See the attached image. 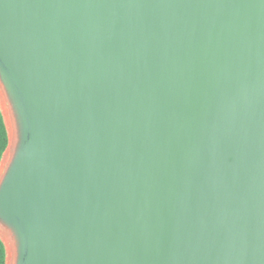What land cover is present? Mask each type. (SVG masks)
<instances>
[{"label":"water","instance_id":"95a60500","mask_svg":"<svg viewBox=\"0 0 264 264\" xmlns=\"http://www.w3.org/2000/svg\"><path fill=\"white\" fill-rule=\"evenodd\" d=\"M5 264H264V0H0Z\"/></svg>","mask_w":264,"mask_h":264},{"label":"trees","instance_id":"16d2710c","mask_svg":"<svg viewBox=\"0 0 264 264\" xmlns=\"http://www.w3.org/2000/svg\"><path fill=\"white\" fill-rule=\"evenodd\" d=\"M8 144V136H7V130L4 122V118L1 112L0 108V161L3 155V152L5 151ZM6 260V252H5V246L0 239V264H5Z\"/></svg>","mask_w":264,"mask_h":264}]
</instances>
